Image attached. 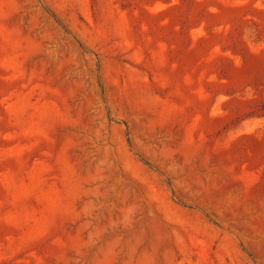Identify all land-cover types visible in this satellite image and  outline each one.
<instances>
[{
	"label": "rangeland",
	"instance_id": "obj_1",
	"mask_svg": "<svg viewBox=\"0 0 264 264\" xmlns=\"http://www.w3.org/2000/svg\"><path fill=\"white\" fill-rule=\"evenodd\" d=\"M0 264H264V0H0Z\"/></svg>",
	"mask_w": 264,
	"mask_h": 264
}]
</instances>
